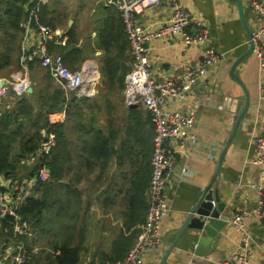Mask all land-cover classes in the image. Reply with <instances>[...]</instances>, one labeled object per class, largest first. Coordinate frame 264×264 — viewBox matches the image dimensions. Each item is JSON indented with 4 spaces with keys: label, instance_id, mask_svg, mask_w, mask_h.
<instances>
[{
    "label": "crops",
    "instance_id": "crops-1",
    "mask_svg": "<svg viewBox=\"0 0 264 264\" xmlns=\"http://www.w3.org/2000/svg\"><path fill=\"white\" fill-rule=\"evenodd\" d=\"M178 1L193 18L189 30H198L194 20L202 22L208 28L209 43L219 53L220 59L207 75L197 80L185 98L172 100L170 104L171 107L180 109L185 115L193 114V122L187 130L198 136L203 149L197 152L185 150L174 154L173 178L168 187V210L161 225L162 242L146 255L141 264L161 262L191 206L214 177L221 153L231 137L239 112L244 106L245 91L242 85L231 76L233 62L249 48L237 2L235 0ZM40 5L42 18V8L47 7L50 11L51 3L49 0H40ZM172 9L171 3L148 6L138 14V21L152 29L158 28L169 19ZM87 12L89 14H86ZM93 13L96 14L93 16ZM118 13H120L119 9L109 1L97 10L83 6L75 23L76 26L72 24L70 18L67 30L62 25L56 26L59 34L67 38L66 43L71 28L76 35V42L73 46L80 51L74 58L75 66L70 67L66 61L70 69H80L84 64L91 63L85 60L93 57L92 53L99 55L103 53L100 59H96L100 65L97 63V67L93 64L99 71V80L97 84L87 86L90 94L78 98L74 90L64 86L58 87L57 89L63 92V98L66 100L56 111V116L50 117L51 121L64 125L63 136L67 145V153L70 158L73 156V161L76 163L75 166L66 168L60 182L81 191L87 189L85 187H87L86 180L89 175V188L92 191V197L96 200L92 207L101 204L102 209V201L98 200L99 193L101 194L104 187H107L115 178L117 179L118 161L116 157L111 158L104 171L101 166L99 167L101 164L98 161H92V167H88L85 161V151L92 146L94 141L106 139L118 145L128 138V130L133 126L137 138L146 141L145 146L139 147V150L149 155V160L145 157L143 161L147 162L146 174L151 177L150 155L154 130L150 114L140 106L132 108L126 106L125 83L124 88L120 90L116 86L111 87L107 81H101L106 49L101 44L99 36L97 45L94 35L96 31L100 35L101 30L107 26L111 18L118 17ZM47 14L49 24L55 28L50 20L49 12ZM244 15L249 27L253 28L257 22L247 6H244ZM26 32L23 28L19 42L20 71L19 69H6L0 74V107H10L18 98L24 96L32 99L34 88L25 87L27 80L14 79L17 75L30 79L38 70H46L41 66L39 59L32 61L35 62L36 72L31 70V63H27L26 69L22 64L21 42L25 39L26 44L29 45L25 52L27 55L33 54L40 42L36 33L25 38ZM80 45H84L85 49L82 50ZM48 48L50 51H60V47L53 42L48 44ZM147 48L153 62L155 77L158 80L182 74L189 67L198 66L204 59L203 46L185 45L178 34L167 38H156L148 43ZM127 52V55H130V43ZM129 62L127 60L126 64L130 66ZM236 73L249 93V106L228 147L217 180L213 185V188H219L220 198L226 203L223 214L230 216L228 225L218 232L209 246L212 249L211 252L204 257L194 254L195 245L186 242L185 237L188 232L186 231L177 241L165 264H217L220 260L229 257L241 239V233L231 224L230 219L237 212L242 211L249 212L244 219V225L245 231L251 237V264H264V218L258 215V211L264 210V192L258 188L261 185L260 169L250 163L257 153L254 140L264 130V100L261 96L264 71L261 70L259 59L253 53L236 67ZM29 87H32V91H29ZM2 90L5 92L3 93ZM130 162V158L123 160L124 169ZM110 195L113 199L112 192ZM91 201L92 198H90V204ZM212 202L216 204L214 200ZM112 206L113 204H109V207ZM118 219L121 221L120 218ZM87 221L88 233L91 235L100 220L91 217L87 218ZM89 228H92L91 233ZM104 229L105 227H102L101 230L105 231ZM89 234L87 240L90 242ZM88 241L84 244V251L91 255L97 250L92 248ZM89 254L83 255L84 262L86 259H92L93 255Z\"/></svg>",
    "mask_w": 264,
    "mask_h": 264
},
{
    "label": "trees",
    "instance_id": "trees-1",
    "mask_svg": "<svg viewBox=\"0 0 264 264\" xmlns=\"http://www.w3.org/2000/svg\"><path fill=\"white\" fill-rule=\"evenodd\" d=\"M34 3L35 1L30 0H0V74L6 69H21L19 42L23 32L22 23ZM47 10V7L42 8V21L50 23ZM117 16L112 17L107 26L101 30L99 39L106 49L105 67L102 69L103 80L109 82L111 87L116 86L121 90L124 88L125 77L131 70L126 64L127 60L131 61V55H127L129 41L122 29L121 14L118 13ZM68 33L69 39L66 45L60 47V51L71 67L75 66L74 58L80 49L73 46L76 42L74 30L71 28ZM30 63L31 70L36 72L35 62ZM44 75L45 84L40 89H34L33 92L37 95L38 112L35 113L31 99L26 96L18 98L10 107H0V174L15 178L23 172L27 177H31L37 174L41 167L49 170L48 178L36 182L32 193L15 209V214L1 220L0 249H5L11 240L17 244L22 242L24 247L28 248L29 256L21 264H40L41 256L29 247L30 238L27 234L15 233L14 218L19 216L20 222L39 227L43 225L42 221L48 213L50 225L47 228L43 226L44 230L51 231L55 225H60L61 237L55 238L52 259L46 264H118L127 256L141 231V225L146 220L150 176L146 174L147 162L143 160L145 157L149 160V155L139 150V147L145 146L146 141L137 138L136 130L131 126L128 130V138L118 145L101 139L93 142L85 151L86 165L92 167V161H98L102 171L105 170L109 160L116 157L118 161L116 173L121 182L115 178L104 187L101 191V201L105 211H110L117 205L121 223L112 241L111 249L101 251L98 257L94 255L91 260L84 262L83 255L87 252L84 251V244L89 232L85 215L90 210L91 204L87 202L86 207L83 208V192L73 190L70 185L65 186L60 182L63 163L70 160V157L63 136L64 125L55 124L49 115L56 112L66 99L63 98V92L57 88L50 92L49 87L55 78L49 69L45 70ZM50 133L56 134L57 146L48 153L44 152L36 156L35 152L40 149L41 142L47 138L44 135ZM153 148L154 144L150 161ZM28 157L33 160L30 167L27 164ZM126 158H130L131 162L124 169L123 160ZM111 192L113 199L110 198ZM109 204L113 206L109 207ZM53 214L58 216L56 221H53Z\"/></svg>",
    "mask_w": 264,
    "mask_h": 264
},
{
    "label": "built area",
    "instance_id": "built-area-1",
    "mask_svg": "<svg viewBox=\"0 0 264 264\" xmlns=\"http://www.w3.org/2000/svg\"><path fill=\"white\" fill-rule=\"evenodd\" d=\"M242 1L257 22L251 28L255 44L253 53L259 59L261 70L264 71V0ZM109 2L119 9L123 31L130 43L131 70L125 80V104L131 108L140 106L148 111L154 126L146 220L141 225V231L126 258L118 263L141 264L146 255L162 242L161 225L168 210V187L173 178L174 154L185 150L197 152L203 149L198 136L187 130L193 122V114L185 115L170 104L172 100L185 98L197 80L207 75L217 64L220 56L209 43V31L202 22L194 20L198 30H189L193 18L178 0H109ZM167 3H171L173 9L164 25L152 29L139 23L138 14L146 7ZM22 27L27 31L25 38L36 33L40 40L38 47H35L34 53L30 55L25 53L29 48L25 39L21 42L23 53L21 62L25 69L28 67L27 63L39 59L41 66L49 69L54 78L63 82L66 88L74 90L78 98L89 95L87 86L98 83V69L91 63L84 64L80 69H70L62 52L49 50V43L53 42L61 47L66 45L67 38L61 33L58 34L51 24L42 21L40 0H35L33 6L29 8L28 18L22 23ZM175 34L179 35L185 45L203 46L204 59L198 66L189 67L182 74L158 80L147 45L156 38H167ZM19 80L28 81V78L20 76ZM27 81L26 88L29 86ZM261 96L264 100V84L261 87ZM44 136L47 138L41 142L40 149L35 152L36 156L50 152L55 144V133ZM254 142L257 153L250 163L260 169L261 185L258 188L264 192V130L256 136ZM32 161V158L28 157L27 164H31ZM48 176L49 170L45 167H41L37 174L24 180L0 174V226L2 219L15 214V209L25 202L36 182L39 179L46 180ZM248 215V211L237 212L230 219L231 224L241 233L240 243L229 257L217 264H251V237L245 231L244 225V219ZM258 215L264 218V210L258 211ZM14 222L16 234L30 232L28 223L20 222L19 216L14 218ZM26 248L22 242L21 244L9 242L1 256L0 264H21L29 256Z\"/></svg>",
    "mask_w": 264,
    "mask_h": 264
},
{
    "label": "rangeland",
    "instance_id": "rangeland-1",
    "mask_svg": "<svg viewBox=\"0 0 264 264\" xmlns=\"http://www.w3.org/2000/svg\"><path fill=\"white\" fill-rule=\"evenodd\" d=\"M108 1H106V0H49V2L51 3V9H50V11L49 10H47V11H49V16L51 17V18L50 17L49 18L52 21L53 25L55 26V29H56L57 25H62V27H64L65 30H67L66 28H69V25H68L69 18L72 21V24L75 25L77 19L79 18L80 13H81V7H83V6L86 8L91 7V8H95L97 10V9H101L102 5ZM86 14H89V12H87ZM95 14L96 13H93V16ZM99 17H100V15H99ZM73 21H74V23H73ZM56 30L58 32V29H56ZM77 33H78V31H77ZM58 34H59V32H58ZM78 36H79V34H78ZM94 36L96 38V43L98 45L99 32L96 31V35H94ZM94 36H92V37L94 38ZM80 47L82 50L85 49L84 45H82V46L80 45ZM92 55H94V56L89 57L87 60H85V62L90 61L92 64H94L96 66L98 64L100 65V62L98 63L96 59L97 58L100 59L102 57L103 53L100 55L97 53H94V54L92 53ZM44 74H45L44 69L38 70L36 72V74L33 75L34 77L31 76L30 79H28L27 84L29 86H32L35 90L42 88L46 82V78H45L46 76ZM19 77L20 76L17 75L16 79H19ZM101 81L103 82L102 77H101ZM102 82H101V85H102ZM60 86H64L63 82H61L57 79H54L53 83L51 82L49 90H50V92H53L54 90H56V88H58ZM32 96L33 97L31 99V102L33 103V110L36 113L39 111V110H37L39 107V104L36 102L37 95H36V93H33ZM54 115L56 116V112L50 113L49 117L54 116ZM51 123H54V122H51ZM56 123H58V122L56 121L55 124ZM56 146H57V140L55 139V144H54V146H52L51 150L53 149V147H56ZM66 162L63 163V169H62V171H60L61 177H63V174H64V172L68 166L71 167V166H75V164H76L73 161V156L70 158V161H66ZM31 164H32V162H31ZM30 166L31 165L29 164V167ZM99 167H100V165H99ZM26 177L27 176L24 175L23 172H20V176L15 177V178H19V179L24 180ZM12 178H14V177H12ZM117 180L119 182H121V180L119 179V176H117ZM86 183H87V187H85V188H87V189H83L81 191H79L77 188H72V189L78 190L79 192H83L82 193V199L84 202L83 208L86 207L87 202H90V198H92L90 210L88 211V213H86L85 216L88 219H90L91 217H95L97 220H100V222L94 228L95 231L91 235L88 233L90 235V237H89L90 242L88 240L87 241H88V243H90L92 248H96L97 251H94L93 254H91V255L88 252H85L84 255H86V254H89L90 256H92V255L96 256L97 255V257H98L99 253L101 251L110 250L111 243L116 236V231L118 230V227H119L121 221L118 219L119 218V211H118L117 205L111 208L110 213H107L108 211L103 210L101 207V204H99L100 206L98 204H96V206L94 208L92 207V205L96 202V200L94 199V197H92V191L89 188V175L87 176ZM32 191H33V189H30L29 194L27 196H29L32 193ZM99 196L100 197L98 200H102L101 199L102 194L99 193ZM98 203H100V202H98ZM46 216L47 217L42 221L43 225H40L39 227H35L31 224H28V228H30L29 229L30 232L25 233L30 238L29 239L30 240L29 247L31 248V250L34 253H39L41 256L42 260H40V264H46L49 259H52L54 240L56 237L58 239L61 237L60 236V230H59L60 225H55V227L52 231H45L44 230L43 226H45L47 228L50 225V223H48L50 216L48 215V213ZM52 218L54 219L53 221H56L58 218L57 214H53ZM102 227H105V229H104L105 231L101 230ZM89 230L91 233L92 228H89ZM13 241L14 240H11L10 242H13ZM0 244H1V242H0ZM22 244H24V243H22ZM26 249L28 250V248H26ZM3 251H4V249H2V250L0 249L1 253ZM1 256H3V255L0 254V261L2 260ZM83 260H84V258H83ZM86 261L88 262L89 260L86 259Z\"/></svg>",
    "mask_w": 264,
    "mask_h": 264
},
{
    "label": "water",
    "instance_id": "water-1",
    "mask_svg": "<svg viewBox=\"0 0 264 264\" xmlns=\"http://www.w3.org/2000/svg\"><path fill=\"white\" fill-rule=\"evenodd\" d=\"M235 2H237L239 6L240 18L245 30V34L247 36L249 48L244 54H242L233 62L231 76L242 85L245 91V95L243 96L244 106L239 112L231 137L229 138L226 146L221 153L214 177L201 193V195L198 196L195 203L191 206L183 224L177 231V235L175 236L174 240L162 257L159 264H165L177 241L180 240V238L183 236V234H185L186 231H188L185 237L186 242L195 245L194 254L200 257L207 256L212 250L209 247L210 244L213 242L218 232L225 226H227L229 222L230 216L228 214H223L226 203L220 198L219 188H213V185L217 180L228 147L234 139L238 126L249 106V93L246 86L244 85V82L237 75L236 67L240 63L247 60L253 54L255 46L254 41L252 40L251 28L249 27V24L244 15V2L242 0H235ZM29 91H32V87H29ZM212 200L215 201V205L213 204Z\"/></svg>",
    "mask_w": 264,
    "mask_h": 264
}]
</instances>
